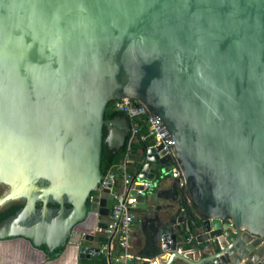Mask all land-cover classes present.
<instances>
[{"label": "water", "instance_id": "1", "mask_svg": "<svg viewBox=\"0 0 264 264\" xmlns=\"http://www.w3.org/2000/svg\"><path fill=\"white\" fill-rule=\"evenodd\" d=\"M121 99L172 142L129 155L165 264H264V0H0V183L24 201L0 239L101 253L86 242L114 202L97 188L102 145L129 132L105 118ZM165 179L195 213L189 255L182 201L174 218L156 205Z\"/></svg>", "mask_w": 264, "mask_h": 264}, {"label": "built area", "instance_id": "2", "mask_svg": "<svg viewBox=\"0 0 264 264\" xmlns=\"http://www.w3.org/2000/svg\"><path fill=\"white\" fill-rule=\"evenodd\" d=\"M114 108L126 115L129 121V132L124 145L126 146V151L121 162L103 173L101 182L98 185L97 190L109 189L110 193L113 195L114 202L105 221V225L94 226L93 232L108 238V241L102 245L103 247L100 252L101 254L111 253V256L114 257L113 264H129L131 261H138L140 264L144 261H147L148 264H157L158 259L135 256L129 251L137 196L145 193L152 185V181L140 176V172L142 171L140 167H137L136 170H130L134 161L129 158V155L131 154L132 147H135L132 144L137 137L140 138L141 142H144L146 139H152L153 144L147 145V148L163 144V149H165L167 153H170L169 145L172 142L166 139V133L160 127L158 119L148 114L143 105L130 99H121L114 102ZM139 121H145L147 125L145 133L139 131ZM135 148L140 154L146 153L143 147ZM170 176L172 178H180L181 174L179 170L174 167L171 169ZM132 192H135V194H132ZM188 230L189 227L186 225L185 231L188 232ZM186 239L190 241L192 237ZM115 247L119 250L117 255H113Z\"/></svg>", "mask_w": 264, "mask_h": 264}, {"label": "crops", "instance_id": "3", "mask_svg": "<svg viewBox=\"0 0 264 264\" xmlns=\"http://www.w3.org/2000/svg\"><path fill=\"white\" fill-rule=\"evenodd\" d=\"M160 191H161L160 195L156 196L157 197L156 205L160 207L159 209L160 213H163V212L167 213L169 215V218H174L175 215L177 216L176 210L178 206L174 205L172 201L173 199H170L169 195H166L165 191H168V192L170 191L168 179H165L161 183V187L156 192H160ZM161 194L166 195L167 197H161L162 196ZM166 206L170 208H166ZM134 213H135V219L132 224V231H131V238H130L131 245H130L129 251L135 256H141L143 258H149V259H158L157 264H165L167 255L164 254L160 250V247H158L159 244L155 240V233H154L155 223H154V220L152 219V215L151 214L147 215L143 210L139 208H134ZM185 237L186 238L192 237V239H190V241H187V239L183 240L180 237L181 242L178 244L177 248L178 250H182L183 253L189 255L191 250L185 249V244L192 245V243L195 241L194 232L190 231L189 229V232L187 236ZM94 238L95 239L93 240L87 239L86 244L89 246H98L99 244H104L96 240V239L101 240L100 237L94 236ZM17 242H14V243H17ZM9 245H12V244H9ZM115 248H116V251L118 252L119 251L118 248L117 247ZM113 255L115 254L113 253ZM102 256H105L107 258V264H108V257L110 258L111 263L113 264L114 257L111 256V253L109 254L100 253L97 255L92 254L90 256H88L86 253H84L81 256L74 255V258H72L68 262V264H100ZM195 258H198V257H195ZM129 264H140V263L138 261H135V262L131 261L129 262ZM142 264H148V262L144 261L142 262Z\"/></svg>", "mask_w": 264, "mask_h": 264}, {"label": "flooded vegetation", "instance_id": "4", "mask_svg": "<svg viewBox=\"0 0 264 264\" xmlns=\"http://www.w3.org/2000/svg\"><path fill=\"white\" fill-rule=\"evenodd\" d=\"M165 169L168 170V167ZM171 184L172 181L169 183L170 191H165L166 195H169L170 199H173L172 201L174 205H176L178 201H182L184 203L185 199L181 190L179 192V198L175 199V192L171 188ZM8 191L9 187L3 183H0V224L20 210L24 202L23 199L5 200V196L8 194ZM161 195V197H167L166 195ZM92 226H94V224ZM13 242H17L16 244H18V248H16V250L18 249V251H20V255L17 257L9 256V251H12V245L9 244H12ZM29 245V241L22 239L21 237L0 239V249L2 248L0 250V264H49L51 259L56 260L60 256V247L54 249L52 254H49L45 251L44 246H33V250L29 251Z\"/></svg>", "mask_w": 264, "mask_h": 264}, {"label": "trees", "instance_id": "5", "mask_svg": "<svg viewBox=\"0 0 264 264\" xmlns=\"http://www.w3.org/2000/svg\"><path fill=\"white\" fill-rule=\"evenodd\" d=\"M114 102L115 101H110L108 103L105 110V118H114L115 116L121 114L120 111L114 108ZM138 128L140 132L145 133L147 129V125L145 121H139ZM143 144L149 146L153 144V141L152 139H146L144 142H141L140 138L137 137L132 145L139 148L142 147ZM125 148L126 146L114 152L113 150L109 149L105 144L102 145L101 157H100V168L102 173L106 172L109 168L115 166L116 164L122 161L126 151ZM136 169L137 167L135 166V163L132 164L130 170H136ZM182 204L184 207V212L182 213V216L184 218V227L188 225L190 231H192V222L196 220L194 210L191 205L186 203V200L184 203L182 202ZM188 232H186L185 236H187ZM185 236L182 239L185 240L186 239ZM96 237H100L101 240L98 239L100 243H105L108 241V238L104 237L103 235H98ZM17 245L18 244L14 242L12 243L11 246L12 251L11 252L9 251V256L17 257L20 255V251H18V249L16 250V248H18ZM185 249L190 250L191 244L189 245L185 244ZM31 250H33V247L29 245V251ZM74 250H75V246L67 245L66 248L63 250V252L60 254V256L56 260L51 259L49 264H68V262L72 258H74ZM113 253L117 255L119 251L117 252L115 248ZM100 264H107V258L105 256H102Z\"/></svg>", "mask_w": 264, "mask_h": 264}]
</instances>
